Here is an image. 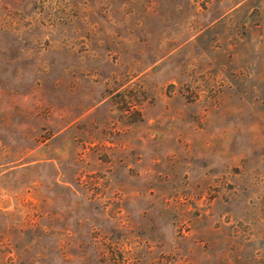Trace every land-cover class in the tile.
Instances as JSON below:
<instances>
[{
    "label": "rangeland",
    "instance_id": "obj_1",
    "mask_svg": "<svg viewBox=\"0 0 264 264\" xmlns=\"http://www.w3.org/2000/svg\"><path fill=\"white\" fill-rule=\"evenodd\" d=\"M0 264H264V0H0Z\"/></svg>",
    "mask_w": 264,
    "mask_h": 264
}]
</instances>
